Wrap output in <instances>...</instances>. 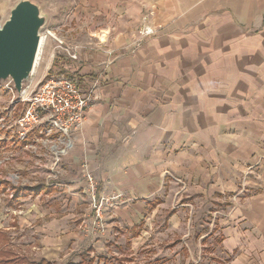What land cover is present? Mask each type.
I'll use <instances>...</instances> for the list:
<instances>
[{"label": "crops", "instance_id": "obj_1", "mask_svg": "<svg viewBox=\"0 0 264 264\" xmlns=\"http://www.w3.org/2000/svg\"><path fill=\"white\" fill-rule=\"evenodd\" d=\"M76 9H88V34L68 42L78 60L57 59L92 105L63 155L54 143L52 161L36 154L63 175L72 217L87 212L86 165L100 192L121 196L106 212L108 236L141 239L166 216L184 239L174 248L184 264H264V0H81ZM144 26L155 34L141 35ZM57 216L48 224L70 237Z\"/></svg>", "mask_w": 264, "mask_h": 264}, {"label": "rangeland", "instance_id": "obj_2", "mask_svg": "<svg viewBox=\"0 0 264 264\" xmlns=\"http://www.w3.org/2000/svg\"><path fill=\"white\" fill-rule=\"evenodd\" d=\"M21 1L23 0H0V26L9 19L11 11ZM29 1L40 7L42 15L46 17V25L42 32L43 46L33 75L28 81L36 83L48 78H59L61 68L57 58L65 54H60L55 49L57 43L46 39L44 33L48 30L55 31L58 37L70 45L68 42L74 40L77 33H87L88 29L83 24L88 21V9H76L81 0ZM60 6L63 7L59 8ZM8 109H11L8 95L0 94V120L3 119L0 121V231L8 233V247L28 257L33 264L80 263L90 259L96 264H104L105 260L109 264L185 263L187 253L174 249L176 246L183 247L184 239L171 234L166 216L152 223L149 234L141 239H131L126 232L121 235H115L114 232L108 236L106 228L109 217L104 213V230L99 231L86 188L84 200L88 205L87 212L83 213L81 220L73 218V214L77 212L69 201L73 193H64L62 186H59L63 184V175L52 174L49 169L43 168V162H39V157L36 156L39 153L47 154L43 160L49 162L54 151L52 145L56 140L52 142L40 128L31 133L27 142L17 141L16 133L19 130L13 124L20 110L7 114ZM53 183L58 185L51 186ZM49 213L54 216L50 217ZM80 213L79 209L78 214ZM167 213L170 214V211L165 209L162 215ZM60 214L67 216L63 225L71 229L73 234L70 237L65 238L63 233L56 236L57 227L52 228V224H48L51 219H60L57 216ZM57 242L58 245L63 243L65 246H62L61 252H57L58 249L51 252ZM0 244V248L7 249V243L0 240ZM0 258L6 261L12 255H0Z\"/></svg>", "mask_w": 264, "mask_h": 264}, {"label": "built area", "instance_id": "obj_3", "mask_svg": "<svg viewBox=\"0 0 264 264\" xmlns=\"http://www.w3.org/2000/svg\"><path fill=\"white\" fill-rule=\"evenodd\" d=\"M150 16H145L144 20L148 21ZM140 34L150 36L155 34V30L150 26H144ZM44 35L46 39H52L57 43L55 49L59 50L60 54H65L63 55L65 58L73 61L78 60V46L67 44L52 30H48ZM0 94H6L9 97L11 109L7 110V114L20 110L13 124L19 130L16 133L17 141L27 142L32 132L42 128L44 134L51 140L54 139L53 137H57L58 143L55 145H57L56 153L59 156L72 146L69 137L82 127L93 99L91 90L86 89L78 81L69 80L62 76L48 78L36 83L33 80L27 81L23 85L21 94H18L11 80L3 81L0 82ZM63 140L65 146L62 148ZM58 155L55 163L59 162ZM83 168L90 206L94 212L98 230L103 232L105 226L104 213L106 215L109 209L115 207L121 196H107L100 192L96 178L88 171L86 165Z\"/></svg>", "mask_w": 264, "mask_h": 264}, {"label": "water", "instance_id": "obj_4", "mask_svg": "<svg viewBox=\"0 0 264 264\" xmlns=\"http://www.w3.org/2000/svg\"><path fill=\"white\" fill-rule=\"evenodd\" d=\"M45 25L40 7L23 0L0 26V82L11 80L18 94L33 75Z\"/></svg>", "mask_w": 264, "mask_h": 264}, {"label": "trees", "instance_id": "obj_5", "mask_svg": "<svg viewBox=\"0 0 264 264\" xmlns=\"http://www.w3.org/2000/svg\"><path fill=\"white\" fill-rule=\"evenodd\" d=\"M4 239H6V240H4ZM0 240L3 243H9V240L7 239L5 234H1L0 235ZM0 247H1V244H0ZM0 255H7V256H11L12 255V258L11 259H6V261H2L4 259L0 258V264H3L4 262H5V264H33L25 256L16 254V253H14V252H12V251H10L8 249L0 248ZM81 264H89V263H86V261H83Z\"/></svg>", "mask_w": 264, "mask_h": 264}, {"label": "bare ground", "instance_id": "obj_6", "mask_svg": "<svg viewBox=\"0 0 264 264\" xmlns=\"http://www.w3.org/2000/svg\"><path fill=\"white\" fill-rule=\"evenodd\" d=\"M43 42H44V39L42 38V40H41V46H43ZM40 51H39V54H40Z\"/></svg>", "mask_w": 264, "mask_h": 264}]
</instances>
